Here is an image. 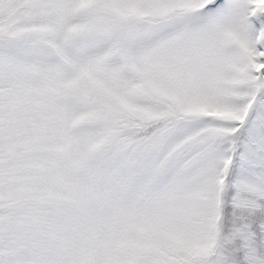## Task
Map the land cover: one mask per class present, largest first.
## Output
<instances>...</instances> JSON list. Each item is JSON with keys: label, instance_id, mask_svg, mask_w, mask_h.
Here are the masks:
<instances>
[{"label": "snow or ice", "instance_id": "6c2138e0", "mask_svg": "<svg viewBox=\"0 0 264 264\" xmlns=\"http://www.w3.org/2000/svg\"><path fill=\"white\" fill-rule=\"evenodd\" d=\"M0 264H264V0H0Z\"/></svg>", "mask_w": 264, "mask_h": 264}]
</instances>
